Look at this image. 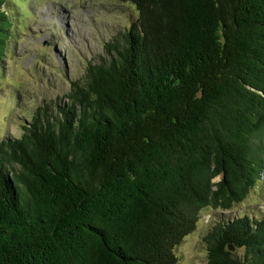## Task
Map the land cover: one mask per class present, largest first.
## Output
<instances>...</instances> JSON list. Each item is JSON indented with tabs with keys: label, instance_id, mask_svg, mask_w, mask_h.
<instances>
[{
	"label": "trees",
	"instance_id": "trees-1",
	"mask_svg": "<svg viewBox=\"0 0 264 264\" xmlns=\"http://www.w3.org/2000/svg\"><path fill=\"white\" fill-rule=\"evenodd\" d=\"M116 1L136 21L65 103L0 141V264H178L201 212L262 179L264 0ZM203 242L206 264H264V220L219 221Z\"/></svg>",
	"mask_w": 264,
	"mask_h": 264
},
{
	"label": "rangeland",
	"instance_id": "rangeland-1",
	"mask_svg": "<svg viewBox=\"0 0 264 264\" xmlns=\"http://www.w3.org/2000/svg\"><path fill=\"white\" fill-rule=\"evenodd\" d=\"M7 8L14 27L0 60V141L21 137L38 108L65 103L71 82L137 19L131 5L116 0H9ZM239 216L264 220V171L232 210L201 212L195 231L174 250L178 264H206L205 234Z\"/></svg>",
	"mask_w": 264,
	"mask_h": 264
},
{
	"label": "water",
	"instance_id": "water-1",
	"mask_svg": "<svg viewBox=\"0 0 264 264\" xmlns=\"http://www.w3.org/2000/svg\"><path fill=\"white\" fill-rule=\"evenodd\" d=\"M230 250H233V248H232V247H230Z\"/></svg>",
	"mask_w": 264,
	"mask_h": 264
}]
</instances>
